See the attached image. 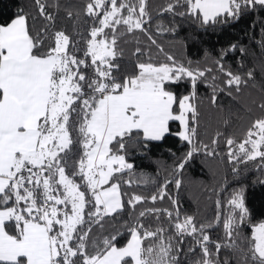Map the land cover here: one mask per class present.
Listing matches in <instances>:
<instances>
[{
	"label": "snow or ice",
	"instance_id": "snow-or-ice-1",
	"mask_svg": "<svg viewBox=\"0 0 264 264\" xmlns=\"http://www.w3.org/2000/svg\"><path fill=\"white\" fill-rule=\"evenodd\" d=\"M34 3L46 21L40 28L23 9L7 18L0 13V264H185L191 253L196 258L187 264H264V220L244 235L251 211L243 186L229 194L223 220L218 212L200 224L194 216L181 218L178 200L167 191L169 184L181 188V174L198 154L219 155L217 138L210 144L197 139L198 85L211 82L210 104L221 107L220 93L236 100L255 81V69L225 68L222 58L236 45L223 50L214 67H193L165 53L169 63L138 61L121 74L114 63L123 55L120 35L139 30L156 44L145 27L148 0H88L87 35L56 29L46 5ZM256 8L264 10V0H170L162 11L208 27ZM182 85L190 87L187 94L178 91ZM258 108L261 115L242 140L225 137L237 175L238 164L264 162V101ZM171 137L186 146L179 157L169 150L177 159L173 179L149 196L122 192V183L131 187L136 175L130 150L147 153ZM165 197L171 209L146 206ZM108 224L114 231L94 234ZM216 226L223 235L213 239L208 230ZM185 237L193 242L186 250Z\"/></svg>",
	"mask_w": 264,
	"mask_h": 264
},
{
	"label": "trees",
	"instance_id": "trees-1",
	"mask_svg": "<svg viewBox=\"0 0 264 264\" xmlns=\"http://www.w3.org/2000/svg\"><path fill=\"white\" fill-rule=\"evenodd\" d=\"M87 2L88 0H41V3L46 5V11L56 17V29H63L73 35L76 29L87 35L86 29L92 26L91 18L83 11ZM169 2L170 0H148L151 21L145 27L156 44H152L148 36L139 30L120 35L117 47L122 50L123 55L114 63L120 64L121 74H127L133 71L138 61L169 63L165 56L167 53L181 63L187 64L191 61L193 67H214V61L221 59L220 53L231 45H236L237 50L228 52L222 58L225 68L240 73L249 69L256 70L255 81H250L241 93L236 94V100L223 93L218 95L221 107L210 104V97L213 94L211 82L198 85L197 103L201 116L197 139L210 144L213 138H217L216 149L219 155L206 157L202 153L198 154L181 174L183 180L181 188L177 190L174 184L167 187L169 195L178 200L181 218L185 215L194 216L197 224H200L212 220L218 212L220 219L223 220L229 212L227 204L229 194L233 189L243 186L246 189L247 206L251 211L250 222L244 232V235H248L247 228L264 220V184L261 183L264 181V171L261 170L264 162L258 159L238 164L240 171L238 175L235 174L233 164L227 158V146L224 141L226 136H232L237 141L242 140L251 121L261 115L258 104L264 101V10L248 9L238 19H229L226 24L200 27L191 18L163 12L162 9ZM21 9L29 14L30 19L35 20L36 28L46 23L40 16L34 0H0V13L5 18L18 13ZM67 10L74 13L71 18L67 16ZM77 12L80 13L79 17L75 15ZM158 26L164 29L174 27L176 32L160 31ZM156 45H160L164 51L160 52ZM137 48L141 49L140 54L136 53ZM241 48L244 49L243 52L239 51ZM215 83L224 87L219 79ZM178 91L187 94L190 87L182 85ZM225 120L228 121L227 124ZM218 133L222 135L217 136ZM170 149L179 157L186 150V146L178 143L175 137H171L147 153L130 150L128 159L135 165L136 175L133 177L134 183L131 187L122 183V192L149 196L157 193L166 178L173 179V168L177 159L173 158ZM141 180L147 182L141 183ZM217 199L221 201L219 209L216 205ZM146 206L169 209L172 207L168 197L163 201H157L156 205L149 202ZM121 219H127V216ZM161 221L167 226L165 217L161 216ZM115 227L119 228L120 224L117 223ZM111 231H114L111 224L106 225L102 233H96V229H93L96 235H105ZM208 231L213 239L223 235V229L219 226ZM126 239L127 233L120 238L119 243H125ZM192 243L191 237H185L182 247L186 250ZM196 255L188 254L184 258L185 264L196 258Z\"/></svg>",
	"mask_w": 264,
	"mask_h": 264
}]
</instances>
